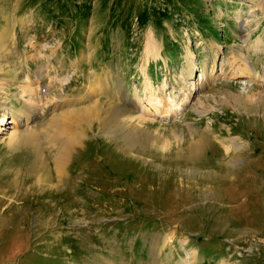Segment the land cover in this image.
<instances>
[{
    "label": "rangeland",
    "instance_id": "rangeland-1",
    "mask_svg": "<svg viewBox=\"0 0 264 264\" xmlns=\"http://www.w3.org/2000/svg\"><path fill=\"white\" fill-rule=\"evenodd\" d=\"M247 54L264 75V0H0V264H264V78ZM170 94L178 113L144 115ZM65 110L84 137L60 177L49 123Z\"/></svg>",
    "mask_w": 264,
    "mask_h": 264
},
{
    "label": "bare ground",
    "instance_id": "bare-ground-1",
    "mask_svg": "<svg viewBox=\"0 0 264 264\" xmlns=\"http://www.w3.org/2000/svg\"><path fill=\"white\" fill-rule=\"evenodd\" d=\"M151 42L152 41L149 40L148 50H147L148 52H150L151 48H152ZM192 72H193V70H192ZM23 87H25L24 92H23L24 95L27 94L29 96V94H28L30 91L29 85H24ZM147 90H150L149 92H151V93L153 92L152 87H150L149 89L147 88ZM171 94L169 95L171 97L170 101H172V104H173L171 112L170 111H162L161 109L164 108V103L161 102L159 97L152 95L153 97L149 103V106H147V105L145 106L146 108L144 110V115L146 113V114L152 115V116L159 115L162 117H170L171 115H175L176 113H178V111L181 110L180 106L183 105L185 102H183V101L181 103L175 102V98ZM186 101H187V99H186ZM71 113H74V111L73 110H65V111L61 112L54 119H51V121L49 123L51 134H52V141H54L56 143L62 141V145H63L60 147V149L57 150V152L54 155L55 168H56V171L60 174V177L63 175V173L67 167V163H68V159H69V148L72 146L74 147V145L78 144L82 140V138L84 137L82 134L81 135H74L70 132V125H71L70 114ZM98 113L99 112H98V109L96 107V104H92V105L86 106L85 108H81V112H77V114L75 115V117H76L75 120H77L79 118L80 119H86V120L87 119H94L98 115ZM17 119H18L17 117L13 118L9 123L16 124V123H18ZM2 124L3 125L6 124V111H5V109L0 108V126ZM27 137H30V136H26V138ZM22 138H23V140H26L24 135ZM12 140L13 141L15 140V136H13ZM196 254H197V250H192L191 252L188 251V254L186 256L182 257V261L187 263V264H193L195 262V259H196Z\"/></svg>",
    "mask_w": 264,
    "mask_h": 264
},
{
    "label": "crops",
    "instance_id": "crops-1",
    "mask_svg": "<svg viewBox=\"0 0 264 264\" xmlns=\"http://www.w3.org/2000/svg\"><path fill=\"white\" fill-rule=\"evenodd\" d=\"M5 17V16H4ZM2 18V20H1V23H3V24H6V25H9V22H12V19H9V21H7V18ZM7 17V16H6ZM11 18V17H10ZM2 30H5V29H2ZM254 51H256L255 49H254ZM249 56L251 57V59L255 62V59H253V57L249 54Z\"/></svg>",
    "mask_w": 264,
    "mask_h": 264
}]
</instances>
